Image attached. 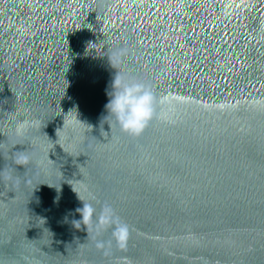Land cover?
Returning a JSON list of instances; mask_svg holds the SVG:
<instances>
[{"label":"water","instance_id":"water-1","mask_svg":"<svg viewBox=\"0 0 264 264\" xmlns=\"http://www.w3.org/2000/svg\"><path fill=\"white\" fill-rule=\"evenodd\" d=\"M119 45L160 100L136 138L101 124ZM0 167V264H264V0H0Z\"/></svg>","mask_w":264,"mask_h":264},{"label":"clouds","instance_id":"clouds-1","mask_svg":"<svg viewBox=\"0 0 264 264\" xmlns=\"http://www.w3.org/2000/svg\"><path fill=\"white\" fill-rule=\"evenodd\" d=\"M102 7L111 8L112 5L107 4ZM131 54L132 49L125 45L105 49L104 56L107 57L109 65L115 72L106 89L107 102L104 105L105 114L101 118V124L110 120L111 123H106L110 130L115 125L120 132L136 138L144 133L153 119L161 118L162 113L158 110L160 100L153 92L152 87L132 73L119 70V66ZM32 123L35 124L36 121ZM27 127V122H17L13 132L14 138L17 140L25 138ZM91 140L93 143L99 142L94 137H91ZM39 164L40 161L35 151L27 149L17 150L11 157V165H15L17 168H26L29 165L38 166ZM3 171L4 169L0 167V174ZM8 178L12 179L13 177L9 175ZM78 199L82 202V206L76 208L75 211L80 218L72 221L73 226L78 229V226L80 228L81 225L90 224L96 217L100 224L111 226V233L108 240H95L94 247L101 250L103 254L110 251L112 244L118 248L123 247L128 240L130 229L127 223L120 220L114 208L110 204H104L97 216L96 209L91 203H85L79 196Z\"/></svg>","mask_w":264,"mask_h":264}]
</instances>
